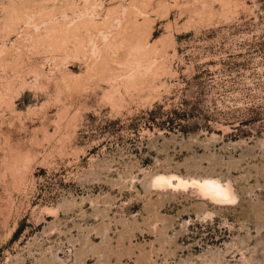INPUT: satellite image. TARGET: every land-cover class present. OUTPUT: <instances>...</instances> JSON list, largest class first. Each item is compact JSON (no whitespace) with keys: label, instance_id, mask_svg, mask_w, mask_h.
<instances>
[{"label":"rangeland","instance_id":"374dc122","mask_svg":"<svg viewBox=\"0 0 264 264\" xmlns=\"http://www.w3.org/2000/svg\"><path fill=\"white\" fill-rule=\"evenodd\" d=\"M0 264H264V0H0Z\"/></svg>","mask_w":264,"mask_h":264},{"label":"bare ground","instance_id":"6f19581e","mask_svg":"<svg viewBox=\"0 0 264 264\" xmlns=\"http://www.w3.org/2000/svg\"><path fill=\"white\" fill-rule=\"evenodd\" d=\"M152 183L157 187L185 188L193 186L204 198L218 204L235 200L232 187L228 183L222 184L217 178L184 179L173 173H158L153 175Z\"/></svg>","mask_w":264,"mask_h":264}]
</instances>
